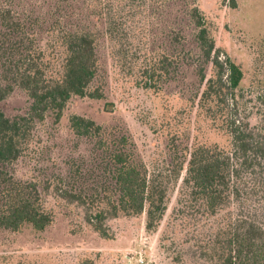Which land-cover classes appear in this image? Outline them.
Listing matches in <instances>:
<instances>
[{"label":"trees","instance_id":"16d2710c","mask_svg":"<svg viewBox=\"0 0 264 264\" xmlns=\"http://www.w3.org/2000/svg\"><path fill=\"white\" fill-rule=\"evenodd\" d=\"M127 1L133 6L137 0ZM23 2L0 0V105L15 89L30 100L25 115L11 118L0 110L1 165L19 160L34 125L50 114L59 122L72 98L103 97L100 90H90L100 66L90 19L104 22L110 40L111 27L116 30L107 5L111 0H85L79 2L80 9L76 0ZM189 17L196 29L197 73L205 86L199 109L229 141L227 148L197 145L186 154L180 151L184 160L173 169L178 176L185 172V205L196 223L227 213L205 237L197 238L196 247L216 264H264V92L257 97L252 125L238 95L243 72L216 46L199 9L193 8ZM122 53L136 85L155 91L176 79L182 61L165 53L138 57L125 48ZM205 65L213 68L210 78ZM70 128L90 141L91 158L68 162L69 181L58 186L59 196L83 208L85 222L102 238H112L106 221L121 216L146 213V228L154 230L167 209L162 177L150 175L125 136H107L101 125L79 115L70 117ZM53 221L38 184L19 180L1 167L0 228L18 232L31 226L41 232Z\"/></svg>","mask_w":264,"mask_h":264},{"label":"rangeland","instance_id":"374dc122","mask_svg":"<svg viewBox=\"0 0 264 264\" xmlns=\"http://www.w3.org/2000/svg\"><path fill=\"white\" fill-rule=\"evenodd\" d=\"M24 1L27 6L41 0ZM83 1L76 0V9ZM107 5L116 22L111 40L104 22L90 19L97 32L100 65L90 90H100L103 97L72 98L59 122L50 114L34 125L28 149L19 160L0 164L15 178L36 182L46 209L54 215L53 223L41 232L31 226L18 232L0 228V264H83L86 260L90 264H216L201 256L195 241L227 213L196 223L185 205V172L178 176L173 170L188 149L229 144L199 109L205 86L197 73L196 29L189 13L199 9L216 46L243 72L239 100L254 125L256 100L264 92V0H137L133 6L127 0H111ZM124 48L139 53L138 57L164 53L177 60L181 57L176 79L158 91L138 87L123 65ZM205 68L210 78L213 68ZM29 107L27 95L15 89L0 110L12 118L25 115ZM72 115L95 121L107 136H125L150 175L162 177L168 189L167 209L154 230L146 228V213L121 216L106 221L112 238H102L85 222L83 208L59 196L58 186L69 181L68 162L91 158L90 141L70 128Z\"/></svg>","mask_w":264,"mask_h":264}]
</instances>
